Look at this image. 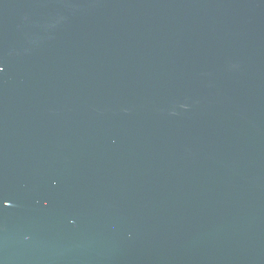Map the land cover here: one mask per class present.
Returning <instances> with one entry per match:
<instances>
[{
    "label": "water",
    "instance_id": "water-1",
    "mask_svg": "<svg viewBox=\"0 0 264 264\" xmlns=\"http://www.w3.org/2000/svg\"><path fill=\"white\" fill-rule=\"evenodd\" d=\"M0 69V264H264V0H0Z\"/></svg>",
    "mask_w": 264,
    "mask_h": 264
},
{
    "label": "snow or ice",
    "instance_id": "snow-or-ice-1",
    "mask_svg": "<svg viewBox=\"0 0 264 264\" xmlns=\"http://www.w3.org/2000/svg\"><path fill=\"white\" fill-rule=\"evenodd\" d=\"M0 71H3V69H0ZM0 197H2V193H0ZM6 203V202H5Z\"/></svg>",
    "mask_w": 264,
    "mask_h": 264
}]
</instances>
